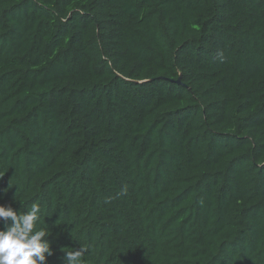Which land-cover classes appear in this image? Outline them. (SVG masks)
I'll use <instances>...</instances> for the list:
<instances>
[{"label": "trees", "instance_id": "16d2710c", "mask_svg": "<svg viewBox=\"0 0 264 264\" xmlns=\"http://www.w3.org/2000/svg\"><path fill=\"white\" fill-rule=\"evenodd\" d=\"M34 202L46 264H264V0H0V205Z\"/></svg>", "mask_w": 264, "mask_h": 264}, {"label": "clouds", "instance_id": "9594fccd", "mask_svg": "<svg viewBox=\"0 0 264 264\" xmlns=\"http://www.w3.org/2000/svg\"><path fill=\"white\" fill-rule=\"evenodd\" d=\"M42 209L31 204L25 213H17L11 206L0 205V220L10 221L0 228V264H46L51 256L49 229L40 227ZM87 249L83 245L68 251L64 264H84Z\"/></svg>", "mask_w": 264, "mask_h": 264}, {"label": "water", "instance_id": "95a60500", "mask_svg": "<svg viewBox=\"0 0 264 264\" xmlns=\"http://www.w3.org/2000/svg\"><path fill=\"white\" fill-rule=\"evenodd\" d=\"M178 83H180V81H177Z\"/></svg>", "mask_w": 264, "mask_h": 264}]
</instances>
